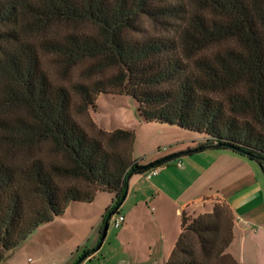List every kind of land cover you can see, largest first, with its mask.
<instances>
[{"label": "trees", "instance_id": "obj_1", "mask_svg": "<svg viewBox=\"0 0 264 264\" xmlns=\"http://www.w3.org/2000/svg\"><path fill=\"white\" fill-rule=\"evenodd\" d=\"M100 95L264 173V0H0V263L70 203L108 193L118 212L150 170L132 132L91 120ZM233 224L224 202L183 214L166 264H237Z\"/></svg>", "mask_w": 264, "mask_h": 264}, {"label": "rangeland", "instance_id": "obj_2", "mask_svg": "<svg viewBox=\"0 0 264 264\" xmlns=\"http://www.w3.org/2000/svg\"><path fill=\"white\" fill-rule=\"evenodd\" d=\"M96 107V110L89 112V117L99 128L106 132L126 130L134 134L133 159L141 163L143 167L165 159H173L175 154L170 152L180 150L187 156L168 160L169 162L164 163V166L175 168L176 161L187 159L192 163L193 169L187 180H195L197 177L206 178V169L213 163L209 157L210 153L201 151L189 155L187 152L198 148L202 140L203 142L207 140V136L173 126L144 123L138 117V103L128 96L100 95L96 100ZM84 120L87 119L83 118L82 122H85ZM167 129L175 133L168 132ZM193 137L199 141L192 143L190 139ZM144 155H147L145 157L147 161L143 160ZM210 172L214 175L213 170ZM183 181L181 180L182 183ZM255 190L253 195H247L246 192L241 194V198L240 196L233 197L234 207L239 211H237L239 216L237 222L240 229L237 235L246 236L243 243V261H240L241 257L232 256L237 264H264V247L259 250L252 240V233L255 230L252 221H255L257 225H264V190L262 191L259 187ZM114 207H116L114 197L108 193H97L92 203H70L62 215L50 223L39 226L0 264H77L87 253H92L94 250L97 252L93 255L97 257L88 264H118L122 258L136 256L137 251L144 254V249L149 247L147 245L153 244L156 248H161L162 233L170 237L173 235L170 231H175L177 227L178 234L172 248L174 249L181 232L183 214L191 218L197 216L196 214L190 215V211H185V213L180 211L177 214V210L174 213L168 208L162 216L153 217L151 207L145 206L150 216L144 212H138V216L134 217L133 235L118 236V229L113 227L112 219L110 220L106 215ZM212 208L209 206L203 211H211ZM116 214L118 212L114 213ZM256 230L258 237L264 236L261 230L258 228ZM103 233L106 235L101 243ZM240 240L236 237L234 241L239 250ZM168 260L169 258H166L165 263Z\"/></svg>", "mask_w": 264, "mask_h": 264}, {"label": "crops", "instance_id": "obj_3", "mask_svg": "<svg viewBox=\"0 0 264 264\" xmlns=\"http://www.w3.org/2000/svg\"><path fill=\"white\" fill-rule=\"evenodd\" d=\"M167 131L175 133L173 130L167 129ZM190 140L192 143L199 141V139L194 137ZM201 142L204 143L203 140ZM203 151L210 153L209 157L213 162L206 169L207 176L205 179L197 177L195 180H187V177L193 170L192 163L187 159L181 160L183 163H180L181 161H176L175 168L164 166L166 162L178 158L181 159L182 156H187L184 155L183 152L181 153L180 150L170 152L175 154L172 157L173 159L170 158L168 159L169 161L161 163L157 168V175L147 178L146 176L144 177V174H134L129 177L125 199L118 209V214L123 217L124 224L122 227L118 228L117 235H133L134 217L138 216L139 211L150 216V212L147 209L148 206L151 207L153 217L162 216L168 208L172 209L174 213L175 210H177V214H179L180 211L184 213L185 211H190V215L196 214L198 216V214H207L212 211H203V209L209 206L213 207L219 202H224L229 206L234 216L233 239L229 246L228 253L235 258L241 257L240 261L242 262L243 243L246 236L241 237L237 235L240 229L237 222V217L239 216L237 213L238 210L233 204V197L240 196L241 198V194L246 192L247 195H253L254 191H256L255 189L258 187L263 191L264 173L255 162L239 156L229 149L218 150L208 148ZM146 156L147 155H144L142 157L144 161H147L145 158ZM138 164L142 166L141 163L138 162ZM178 164H180V166H178ZM211 170L214 171V175L210 172ZM181 180H184L183 183ZM185 180L187 181L185 182ZM225 194L229 195L225 196ZM261 199L263 198L261 197ZM134 208L135 210H133ZM252 222H254L252 224L255 228L252 233V240L260 250L264 247V236L258 237L255 231H257L256 229L258 228V230L264 233V225H257L255 221ZM176 230L177 227L175 231H170L171 234H173L170 237L162 233L161 248H156L153 244L147 245L149 247L144 249V254L137 251L136 256L122 258L121 261H118L120 262L118 264H166V258H169L173 251V244L178 234ZM236 237L241 239L240 250L239 247H236V244H234ZM96 252L97 250H94L90 253L91 255L85 257V259H83L84 261L80 264L92 263L93 259L97 257L93 255L96 254ZM259 253H261V251H259Z\"/></svg>", "mask_w": 264, "mask_h": 264}, {"label": "built area", "instance_id": "obj_4", "mask_svg": "<svg viewBox=\"0 0 264 264\" xmlns=\"http://www.w3.org/2000/svg\"><path fill=\"white\" fill-rule=\"evenodd\" d=\"M178 166H180V164H178ZM158 173V169H152L148 172H146L144 175L147 178L153 177L155 175H157ZM112 225L114 228L118 229L123 225V218L121 216H119L118 214L114 215L112 218Z\"/></svg>", "mask_w": 264, "mask_h": 264}, {"label": "water", "instance_id": "obj_5", "mask_svg": "<svg viewBox=\"0 0 264 264\" xmlns=\"http://www.w3.org/2000/svg\"><path fill=\"white\" fill-rule=\"evenodd\" d=\"M221 147H223V148H227V149H233V147L230 146V145H221ZM169 159H170V158H169ZM166 161H168V159H165V160H163V161H159V162L152 163V164L146 166L145 169H151V168H153L154 166H158L159 164H161V163H163V162H166ZM125 196H126V194L121 198V203L124 201ZM118 207H119V206H118ZM118 207H117V208H118ZM110 217H111V215H108V218H110ZM106 229H107V227L105 228V230H106ZM104 237H105V233H103V236H102V238H101V243H102V241L104 240ZM84 258H85V257H83V258H82L77 264H80Z\"/></svg>", "mask_w": 264, "mask_h": 264}, {"label": "bare ground", "instance_id": "obj_6", "mask_svg": "<svg viewBox=\"0 0 264 264\" xmlns=\"http://www.w3.org/2000/svg\"><path fill=\"white\" fill-rule=\"evenodd\" d=\"M150 170H152V168H151ZM150 170H149V171H150ZM147 172H148V171H147ZM145 173H146V172H145ZM145 173H144V174H145ZM111 216H114V214H113V215H111ZM110 218L112 219L113 217H110ZM110 218H109V219H110Z\"/></svg>", "mask_w": 264, "mask_h": 264}]
</instances>
